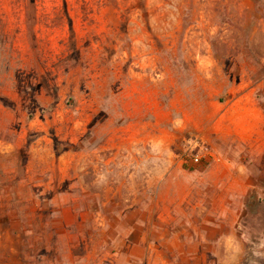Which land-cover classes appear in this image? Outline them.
Wrapping results in <instances>:
<instances>
[{"label":"rangeland","instance_id":"1","mask_svg":"<svg viewBox=\"0 0 264 264\" xmlns=\"http://www.w3.org/2000/svg\"><path fill=\"white\" fill-rule=\"evenodd\" d=\"M251 105L264 0H0V264H163L149 247L185 213L157 186L224 152L253 184L243 252L213 264H264V134L235 141Z\"/></svg>","mask_w":264,"mask_h":264},{"label":"crops","instance_id":"2","mask_svg":"<svg viewBox=\"0 0 264 264\" xmlns=\"http://www.w3.org/2000/svg\"><path fill=\"white\" fill-rule=\"evenodd\" d=\"M236 110L239 111L236 108L229 109L232 115L234 114L232 111ZM254 113L258 114V124L255 125L253 120L246 121L245 124H238L237 121L236 133L239 136L235 139L251 147L257 139L255 134H264V113L253 105L246 106L243 110L245 116ZM241 127L243 129H240ZM223 138L225 144L233 141L228 137ZM221 156L209 166L193 170L173 168L157 186L158 196L161 199L165 196L167 205L183 207L185 213L182 215L181 220H185L180 231L167 230L161 233L157 244L150 245L149 249L155 250L158 255L156 259L158 262L161 260L163 264H213L216 262L214 259L216 254L225 253L228 255L225 261L230 262L236 253L243 252V243L239 240V219L245 204L238 206V202L236 204L233 200L237 196L238 188L244 194L253 183L244 169L238 171L223 160V157L229 156L228 153L224 152ZM240 172V178L235 177V174ZM168 191L173 193L168 194ZM170 219L176 220L172 214L165 220ZM153 251H150V254H153ZM170 254L173 255L174 262L169 258ZM121 259L123 260L121 264H138L140 258L134 254L127 256L123 254ZM149 259L152 263L153 259L151 257Z\"/></svg>","mask_w":264,"mask_h":264},{"label":"built area","instance_id":"3","mask_svg":"<svg viewBox=\"0 0 264 264\" xmlns=\"http://www.w3.org/2000/svg\"><path fill=\"white\" fill-rule=\"evenodd\" d=\"M188 158L190 163H192L193 165H199L202 163L203 160V157L200 154L194 153H191Z\"/></svg>","mask_w":264,"mask_h":264}]
</instances>
